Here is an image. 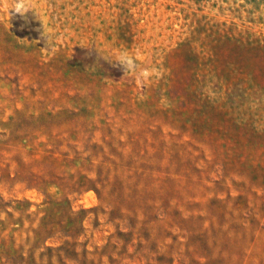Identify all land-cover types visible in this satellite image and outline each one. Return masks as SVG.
I'll use <instances>...</instances> for the list:
<instances>
[{
    "label": "rangeland",
    "instance_id": "374dc122",
    "mask_svg": "<svg viewBox=\"0 0 264 264\" xmlns=\"http://www.w3.org/2000/svg\"><path fill=\"white\" fill-rule=\"evenodd\" d=\"M98 170L66 264H264V0H0V197Z\"/></svg>",
    "mask_w": 264,
    "mask_h": 264
},
{
    "label": "trees",
    "instance_id": "16d2710c",
    "mask_svg": "<svg viewBox=\"0 0 264 264\" xmlns=\"http://www.w3.org/2000/svg\"><path fill=\"white\" fill-rule=\"evenodd\" d=\"M99 171L95 178L81 173L78 179L73 178V173H66L69 177H65L66 174L50 172L51 177L56 176L57 182H51L55 183L62 196L45 193L44 205L36 210H29L30 201L27 199H15L11 203L0 197V215L3 214L0 217V264H66L65 258L75 252L72 246L76 244L81 211H74L65 195L71 191L95 188L97 182L103 183ZM16 212L19 213L17 216ZM26 221L30 224L24 227ZM200 229L197 236L207 239V228ZM24 231L28 234L22 236ZM64 236L59 245L46 242L50 238Z\"/></svg>",
    "mask_w": 264,
    "mask_h": 264
}]
</instances>
